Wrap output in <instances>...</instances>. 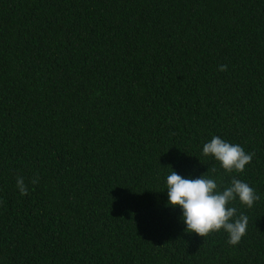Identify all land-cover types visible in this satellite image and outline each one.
Segmentation results:
<instances>
[{
  "label": "trees",
  "instance_id": "trees-1",
  "mask_svg": "<svg viewBox=\"0 0 264 264\" xmlns=\"http://www.w3.org/2000/svg\"><path fill=\"white\" fill-rule=\"evenodd\" d=\"M172 170L255 190L238 245L186 232ZM0 264H264V0H0Z\"/></svg>",
  "mask_w": 264,
  "mask_h": 264
},
{
  "label": "clouds",
  "instance_id": "clouds-1",
  "mask_svg": "<svg viewBox=\"0 0 264 264\" xmlns=\"http://www.w3.org/2000/svg\"><path fill=\"white\" fill-rule=\"evenodd\" d=\"M219 71H227V65H220ZM203 155L212 156L219 162L225 173H243L250 164L254 153H246L238 144L225 142L217 136L203 145ZM209 171V170H208ZM216 172L213 167L210 170ZM30 183H39V177H34ZM16 187L20 195L26 196L29 187L22 176H17ZM168 205L182 210V220L186 224V232L199 237L225 231L230 245H238L246 235L248 217L241 213L237 217V209L231 207L237 198L242 205L251 208L260 197L246 182L233 178L230 185L221 187L216 179L207 174L199 178H184L172 170L167 176Z\"/></svg>",
  "mask_w": 264,
  "mask_h": 264
}]
</instances>
